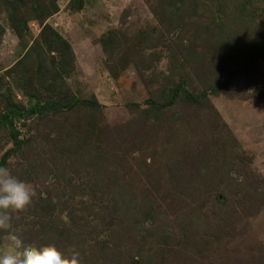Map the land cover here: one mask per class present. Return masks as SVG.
I'll use <instances>...</instances> for the list:
<instances>
[{
	"label": "rangeland",
	"instance_id": "1",
	"mask_svg": "<svg viewBox=\"0 0 264 264\" xmlns=\"http://www.w3.org/2000/svg\"><path fill=\"white\" fill-rule=\"evenodd\" d=\"M54 1L57 10L46 18L19 7L18 32L0 7V114L63 104L13 117L17 146L0 123L3 167L36 191L27 210L12 214V230L27 243L76 251L81 264H264V0ZM43 25L70 46L64 75L51 66L57 53L44 49ZM143 33L150 48L137 41ZM36 42L40 70L26 54ZM169 80L199 104L180 97L172 116L163 105L144 112L150 93ZM211 154L217 160L206 159ZM101 156L106 180L94 185ZM148 168L174 180L166 193L150 192ZM215 171L223 181L208 173ZM119 198L132 199L124 208ZM146 202L157 205L150 221L138 215ZM222 214L233 220L224 231L216 229ZM191 222L202 230L189 242ZM6 240L0 231V245ZM164 243L178 256L165 259ZM191 246L196 254L187 263Z\"/></svg>",
	"mask_w": 264,
	"mask_h": 264
},
{
	"label": "trees",
	"instance_id": "2",
	"mask_svg": "<svg viewBox=\"0 0 264 264\" xmlns=\"http://www.w3.org/2000/svg\"><path fill=\"white\" fill-rule=\"evenodd\" d=\"M178 1L181 2V0H173L172 5L175 6L174 3L178 2ZM168 4H169V2L166 1V5H168ZM26 5L29 7L30 11L34 14V16L38 17V18H46L57 10V5H56L54 0H0V7L3 8V10L5 11L6 16L8 17L9 21H12V23H14V25H12V28L16 32H18V30H19V27H18L19 21H18V19L13 17V14H15V12L18 10L19 7L26 6ZM173 13L175 15L176 11L174 10ZM40 37H41V41L45 45L44 49H47L49 52L57 53V60L55 62H54V59L52 57H50L53 60V65H51V66L56 69L55 72L60 73L61 75L66 74L68 72V63L72 59V51L70 49L69 44L55 30L50 28L48 25H43L40 28ZM149 39L150 38L145 33L140 34L137 37V41L142 45V47L148 45L146 43V41ZM137 41H135L134 43H131V44L135 45V43ZM107 43H109V42H107ZM145 43H146V45H145ZM152 45H153V43H149L148 48H150ZM154 45H157V43H154ZM42 51H43L42 45L40 44V42H36V46L31 48L30 50H28L26 52L27 57H29L30 59L35 58L37 60V63L35 64V68L39 69V70L42 68H45L43 62L41 61V56H40L42 54ZM132 51L135 52L137 50L135 49ZM169 83H170V80L166 81L164 83H161L160 85H158L154 89V91H152L150 93V95L145 100L144 112L154 115V113H156V110H159V108L163 105L164 112L167 114H170L172 116L175 114V110L171 109V106L173 104V99H175V98L179 99L181 97V99L183 101H185L186 103H197V104H199V102L201 101V99L198 96L195 97V96L191 95L190 93H188L187 91H185L180 82L174 84L173 87H170ZM213 88H216V87H213ZM209 90H211V89L209 88ZM202 97L206 98V94L204 92H202ZM156 98L157 99L161 98L164 103H158ZM33 104L34 105L30 104L27 108L13 106L11 108L5 109V111L0 114V123L5 124L8 127L9 135L12 138L13 145H15V146L20 144V141L17 140V131L14 129L13 124H11L13 117L22 116V115H31L38 110L39 111H43V110H47V109H54L55 110V109H59L60 107H63V104H60V103H43V104L33 103ZM82 104H88L90 106L92 105L93 107L96 106L95 103H89L88 101H84V100L82 101ZM172 118H175V116H173ZM154 123L155 122H153V121L152 122L146 121V126H152V125H154ZM182 127H183V125H182ZM70 134H72V133H70ZM80 140L83 141L82 138H80ZM74 142H73V144L75 146V149H78L82 145V144L78 145L79 143H78L77 139ZM90 142H92V141H90ZM101 148H103V145H101V147H99L98 150ZM98 150L94 151L91 155L94 157V153L96 155ZM70 153H72L71 149H70ZM7 155H8V153L4 152L0 156V167L4 166V164L6 162ZM97 156H99V155H96V157ZM213 156H214V159L217 160L216 156L213 154H211L210 157L206 156V159H211ZM104 158H105V156H101V157L97 158L98 164L96 167L94 165L95 172H96V174L94 175L95 179L93 180L94 185L98 184L99 182H102V179L106 180L103 177L104 176L103 171H101L105 167ZM182 160H186V159L182 157ZM175 167H177V166H175ZM206 167H207V169L205 168L203 170V168H201L199 171L196 172L195 179H194V171H192V173L189 174V177L192 174L190 177L189 183H191L192 181H197L198 177H201L202 174L206 173L209 170L210 163H209V166L206 165ZM148 169H150V171H152V172H150L149 177H144V178H145V180L149 181V188L151 189L150 192L152 193V192H155L156 190L160 189L166 193L167 189H165L164 186L165 185L170 186L171 181L174 182V180L171 177H167L163 180H161L160 177L156 178V172L153 171L151 168H148ZM193 170H194V167H193ZM208 173L212 177L214 175L215 178H218L219 180L223 181V175H221L220 172L215 171L212 173L211 172H208ZM100 175H102V177ZM166 175L172 176L171 169H167ZM144 176H145V174H144ZM160 176H163V174L160 173ZM184 177L185 176L182 173H180V175H178V179L180 181H182L183 183L187 184L188 179L184 180ZM121 181L123 184H125L123 182V178ZM208 183L210 184V182H208ZM117 187H118L117 193H119V195H121V193H124L121 190L119 185ZM200 188L202 189V187H200ZM220 189H221V187H218V189H217V187H214L213 188L214 193L220 194V192H218ZM142 193H146L147 195H149L146 191H142ZM120 200L124 204L123 205L124 208L127 207V204L130 201V200L129 201H123L122 199H120ZM154 203L155 202H146L143 204H139L137 206L139 209V213H138L139 217H142L143 219H146V220L148 219L149 221L153 220V218H155L158 214L157 205ZM117 204L120 205L121 203L118 202ZM222 204H223V202L219 203L220 206ZM253 206H254V204H253ZM250 207H251V205H250ZM252 209H254V207ZM132 214H134V213H132ZM215 219L218 221V228H216V229L220 230V231H224L227 227L231 226L229 224L232 223V221H233L231 219V217L227 216L226 214L219 215V216L215 217ZM189 227H192L194 230L190 229ZM210 229H215V227L209 226L207 228V230H210ZM201 230H202V228L199 225H196V224L191 222V225L188 226V228H186V232L188 235L189 242L191 240L195 239L197 234L200 235ZM29 231H30V229H28V233H29ZM164 246H165L164 250L167 254V257H165V259H167V258L171 259L174 256H178V255H175L173 253V248L172 247L169 248L167 243H164ZM189 249H190L191 254H193V255H190V256L185 255L184 256V260L186 259L187 263L191 262L192 261L191 258H193L194 254H196L195 246H191ZM157 251L162 252V248H158ZM159 256L163 257V254L161 253V254H159ZM148 263L152 264L154 262L149 260Z\"/></svg>",
	"mask_w": 264,
	"mask_h": 264
},
{
	"label": "clouds",
	"instance_id": "3",
	"mask_svg": "<svg viewBox=\"0 0 264 264\" xmlns=\"http://www.w3.org/2000/svg\"><path fill=\"white\" fill-rule=\"evenodd\" d=\"M34 196L30 183L0 167V231L7 234L6 243L0 245V264H81L76 251L65 255L52 243H27L12 230V214L27 210Z\"/></svg>",
	"mask_w": 264,
	"mask_h": 264
}]
</instances>
